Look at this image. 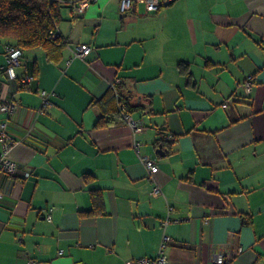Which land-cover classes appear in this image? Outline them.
<instances>
[{
    "label": "crops",
    "instance_id": "0c3cea01",
    "mask_svg": "<svg viewBox=\"0 0 264 264\" xmlns=\"http://www.w3.org/2000/svg\"><path fill=\"white\" fill-rule=\"evenodd\" d=\"M61 14V61L35 48L16 79L0 76V101L20 105L11 157L32 169L0 172V264H126L156 256L164 234L166 264H210L218 245L233 251L226 264H264V0L127 13L94 0L83 15ZM78 44L92 52L69 62ZM34 61L38 75L24 83ZM117 83L140 130L95 127L103 109L92 102ZM96 195L101 207L88 213Z\"/></svg>",
    "mask_w": 264,
    "mask_h": 264
},
{
    "label": "trees",
    "instance_id": "16d2710c",
    "mask_svg": "<svg viewBox=\"0 0 264 264\" xmlns=\"http://www.w3.org/2000/svg\"><path fill=\"white\" fill-rule=\"evenodd\" d=\"M62 8L63 4L59 0H0V40H7L6 45L12 44L22 49L23 62L24 52L35 48H41L48 60L60 62L68 43L60 33L54 35L62 20ZM32 67V75L36 77L39 72L38 63L34 61ZM118 103L124 104L129 114L135 108L129 103L128 94L120 83L112 87L102 99L92 102L103 109V115L95 127H107L125 120ZM93 198L97 207L88 213L101 207L99 196Z\"/></svg>",
    "mask_w": 264,
    "mask_h": 264
},
{
    "label": "built area",
    "instance_id": "2783aa9c",
    "mask_svg": "<svg viewBox=\"0 0 264 264\" xmlns=\"http://www.w3.org/2000/svg\"><path fill=\"white\" fill-rule=\"evenodd\" d=\"M55 1V0H52ZM63 4V8L69 9L76 15H83L87 12L88 8L93 4L94 0H59ZM176 0H119V8L122 13L138 11L140 7H143L147 12H157L167 2H173ZM59 31L54 35L56 36ZM92 52V46L89 44H78L73 50L71 62L74 58L85 59ZM5 55L7 63L0 65V76L2 73H7L9 77L14 80L17 77L16 68L23 64V51L19 47L8 44L5 47ZM33 75H28L23 78V82L29 83L33 79ZM252 80L250 76L244 83L246 91L249 93L252 89ZM46 105H50L49 100H45ZM225 107L227 104L224 105ZM20 105L17 101L11 98H4L0 101V113L7 115V118L0 122V141L4 142V150L0 152V172L6 173L11 176L20 177V179H26L32 174L30 167L21 165L18 161L11 157V149L14 144V139L8 132L9 119L14 116L19 110ZM120 110L124 119L134 127L136 130H140L138 122L127 112L125 105L120 103ZM135 148L139 149V143H136ZM146 167L153 174L159 170L158 165L155 163L151 155H144L142 158ZM162 190L159 185L153 187L152 193L155 195L161 194ZM171 210V208H170ZM47 218H51V213L47 215ZM172 219L167 217L163 224L167 225ZM172 238L164 234L161 245L156 256H141L129 260L126 264H166L168 262V255L166 253V247L169 245ZM62 252V251H60ZM233 257V251L231 247H222L221 245L212 249L210 253V264H226ZM30 264L33 261L30 260Z\"/></svg>",
    "mask_w": 264,
    "mask_h": 264
},
{
    "label": "water",
    "instance_id": "95a60500",
    "mask_svg": "<svg viewBox=\"0 0 264 264\" xmlns=\"http://www.w3.org/2000/svg\"><path fill=\"white\" fill-rule=\"evenodd\" d=\"M170 3H171V2H167L165 5H168V4H170ZM161 147H162V146H160V147L157 149L159 152H162Z\"/></svg>",
    "mask_w": 264,
    "mask_h": 264
}]
</instances>
